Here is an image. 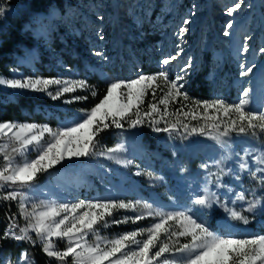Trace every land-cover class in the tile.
<instances>
[{"label":"rangeland","instance_id":"obj_1","mask_svg":"<svg viewBox=\"0 0 264 264\" xmlns=\"http://www.w3.org/2000/svg\"><path fill=\"white\" fill-rule=\"evenodd\" d=\"M235 2L237 0H72V4L64 11L54 8L48 16L40 18L35 26L32 53L36 54L33 59L36 67L30 64V56L24 55L22 62H17L16 69L7 77L0 78H49L38 72L49 69L57 73L53 78L85 79L89 85L95 86L97 93L105 91L106 94L109 81L117 78L134 79L141 73L155 74L162 68H167L170 78L174 79L184 74L187 62L191 60L192 67L187 69L188 80L197 66L204 65V56L208 54L211 67L205 78L213 90L209 102L223 99L228 104H237L243 89L248 88V108L264 112V53L260 52V48L264 47V0H241L242 9L229 17L226 9ZM23 6V0L0 2V8L5 9L4 18L5 15L16 14ZM193 12L195 15H192ZM186 18L191 23L185 42L180 45L183 52L170 65L164 66L160 63L163 58L176 55L178 29ZM230 20L233 28L227 29L226 24ZM42 26L46 35L37 34ZM225 30L230 32L229 36L223 35ZM98 33L104 35L103 41ZM246 38L249 52L243 53ZM97 50L101 51L102 56L95 55ZM105 56L108 59H103ZM221 59L228 66L218 72ZM241 63L247 66L255 64L249 77L239 75ZM36 68H39L38 71ZM229 76L230 86L226 83ZM93 78L94 83H90ZM160 83L163 87V81ZM2 88L60 102V106H55V113L50 110L47 112L49 117L55 119V123L49 125L54 130L74 123L87 111L78 105L94 99L90 89H78L75 93H67L58 100H52L43 93L14 90L6 86ZM161 94L158 89L157 101ZM79 95H86L88 99L74 100ZM149 102H152L151 92L145 98L142 110H146ZM177 108L175 103L170 104L169 112ZM169 119L174 122L177 117L170 116ZM180 119L197 127L203 124V121L197 124L190 118L185 120L182 115ZM159 126L165 125L161 122ZM107 136L112 141L110 148L123 144L125 150L113 154V159H108L106 155L66 159L44 172L45 175L38 174L34 184L24 192L28 210L31 211L32 203L39 204L41 201L54 204H75L81 200L123 201L139 205L136 211L113 210L112 216L106 217L109 222L107 227L97 225L102 238L114 239L125 233L150 228L159 222V218L147 216L142 207L144 203H151L154 209L164 212L191 209L194 214H198L196 209L199 206L193 201L196 196L206 194L212 206L199 209L203 213L199 218L211 230L225 236L264 235V182H261L264 179V163L260 162L264 161V133L259 129L255 130V135L251 132L247 135L232 133L224 138L223 143L199 134L185 139L182 128L179 133L171 135L154 132L147 124L134 129L125 124L123 129L112 127L99 135L103 139ZM45 139H48L47 136ZM100 145L101 140L97 144V151L106 152L108 148L101 149ZM35 156L36 151L32 150L24 159H34ZM117 159L131 160V164L125 167L118 164ZM241 163L248 165L247 170L240 168ZM2 166L3 163L0 164ZM137 172L140 175H136ZM10 190L6 188L4 192ZM17 190L22 191L19 188ZM240 193L244 194V200L237 198ZM249 203H257V207L250 212L246 211ZM225 206L241 212L250 223L245 225L233 220ZM138 215H144L145 218L136 222L112 223ZM178 227L174 221L166 225V229L173 231ZM233 229L237 231L234 233ZM144 238L146 236L138 237L141 240ZM88 239L91 243L95 241V236L90 234ZM177 239L179 244H183L189 242L190 238H172ZM161 240H168V237L162 234ZM57 242L66 245L63 241ZM69 259L72 262V258ZM163 259L184 264L186 257L172 252L166 253L161 262ZM0 264L10 262L2 259Z\"/></svg>","mask_w":264,"mask_h":264},{"label":"snow or ice","instance_id":"obj_2","mask_svg":"<svg viewBox=\"0 0 264 264\" xmlns=\"http://www.w3.org/2000/svg\"><path fill=\"white\" fill-rule=\"evenodd\" d=\"M241 9V0H237L226 9V14L233 17ZM4 14L5 9L0 8V19L4 18ZM192 15L195 13L193 12ZM190 23V19L183 20L177 33L179 43L176 45V55L163 58L160 61L162 65H170L176 60L177 55L183 52L180 45L185 42L190 31ZM226 28H233L231 20L227 22ZM37 34L46 35L43 26ZM98 35L101 41L105 39L104 35L100 33ZM223 35L229 36L230 32L225 30ZM242 52H249L247 38ZM260 52L264 53V47L260 48ZM95 55L102 56V53L97 50ZM103 59L108 58L105 56ZM191 67L192 63L189 60L184 74L177 75L174 79L170 78L167 68H162L155 74L141 73L134 79L117 78L109 81L106 94L94 107L84 111L83 115L71 125L55 130L47 124L0 122V141H3L0 143V156L3 158V166L0 167V200L18 201L19 213L26 222L25 226L18 228L15 223L16 217L10 216L8 218L9 227L0 239L29 242L33 245L38 239L46 256L54 258L61 264H65L69 257L72 258V264H154V262L155 264H174V261L169 259H163L161 262V258L166 253L172 252L184 255L186 257L184 264H264V235L251 237L221 235L211 230L199 218L203 214L199 209L212 206V201L206 194L196 196L193 201L199 206L196 209L198 214H194L191 209L164 212L154 209L151 203H144L142 207L147 216L157 217L159 222L147 229L125 233L114 239H104L99 235L97 225L102 224L107 227L109 222L106 217H111L113 210L132 209L136 211L139 205L123 201L81 200L75 204H54L41 201L39 204L32 203L31 211H29L24 192L17 190V186L19 189L31 187L38 174L48 172L66 159H80L96 155H106L108 159H113V154L125 150L123 144L108 148L106 152L97 151L99 143L97 138L100 133L112 127L123 129L127 124L129 128L134 129L147 124L154 132H164L170 135L179 133L182 128L185 139L193 134L208 135L218 143H223L224 138L232 133L247 135L251 132L255 135L257 129L264 133V112L248 108L250 95L248 88L243 89L242 97L237 104H228L223 99L211 102L196 100L190 96L186 87L188 84L187 69ZM255 67V64L247 66L241 63L239 75L249 77ZM161 81H163V87ZM0 86L43 93L52 100H58L67 93H75L78 89H90V95L93 98L98 94L95 86L89 85L85 79L0 78ZM53 86H55L54 90ZM158 89L162 94L157 101L156 91ZM149 92L152 95V102L147 104L146 110H142V105ZM86 99H88L86 95L74 97L76 101ZM181 101L186 103L170 113L169 105L180 104ZM69 102L71 101H65V103ZM181 115L185 120L190 118L197 124L203 121V124L197 127L190 122L184 123L180 119ZM170 116H175L177 119L173 122L169 119ZM161 122L165 126L160 127ZM32 150L36 151L35 158L24 159ZM16 157H21V159L17 160ZM116 162L125 167L131 164V160L127 159H117ZM260 162L264 163V161ZM202 166L207 167V165ZM240 168L247 170L248 165L241 163ZM136 175L140 173L137 172ZM253 176L255 177V173ZM261 182H264V179ZM6 188L12 190L4 192ZM237 198L244 200L245 196L240 193ZM256 207L257 203H249L246 211L250 212ZM225 210L229 212L233 220L245 225L250 223L248 217L241 212L228 209L227 206ZM144 218V215L125 217L123 220H114L112 223L136 222ZM169 221L176 222L178 229L174 231L166 229ZM32 234L36 239H33ZM90 234L95 236V241L91 243L88 239ZM162 234L166 235L168 240L162 241ZM141 236H146V238L138 239ZM173 237L190 239L189 242L179 244L178 239L172 240ZM57 240L65 242V249L57 250L55 243ZM20 262L27 264L26 254L20 257Z\"/></svg>","mask_w":264,"mask_h":264},{"label":"trees","instance_id":"obj_3","mask_svg":"<svg viewBox=\"0 0 264 264\" xmlns=\"http://www.w3.org/2000/svg\"><path fill=\"white\" fill-rule=\"evenodd\" d=\"M24 6L17 11L16 14L5 15L4 21L0 22V76L7 77L13 69H16L17 62H22L24 55L30 56V64L34 67L36 54L32 53L34 48L35 26L40 18L48 16L55 8L59 11H64L72 0H23ZM2 2V0H0ZM27 26V27H26ZM209 55L204 56V65L197 66L189 76L188 84L186 85L189 94L192 98L199 101H209L212 98L213 90L209 80L205 78L210 66ZM228 66L224 63V67ZM39 68H36L38 71ZM40 74L44 77L53 78L56 76V71L45 70ZM148 73H151L149 71ZM92 77V76H90ZM106 77V76H105ZM96 78V77H95ZM95 78L90 79V83H94ZM231 76L227 79V84L230 86ZM150 94V92H149ZM105 95V91L98 93L94 99L85 103L79 104L82 109L90 110L95 106ZM181 103H186L181 101ZM180 104H175L177 107ZM59 103L48 101L47 99H38L23 93H13L7 91L0 86V122H21V123H46L52 125L55 123L54 117H49L47 112L55 113V106H60ZM64 107H73L72 105H63ZM75 108V106H74ZM101 140V149L110 148L112 141L110 136L106 139L103 137L97 138ZM17 160L18 157H16ZM3 163V158L0 156V164ZM45 173L42 174V176ZM18 188V186H17ZM27 192L28 189H22ZM26 197V196H25ZM16 217L15 223L19 227L25 226V221L19 213L18 201H2L0 200V238L3 237L5 230L9 227V217ZM17 228V231H18ZM33 239H36L33 235ZM57 250L65 249L66 245L58 243ZM27 255V264H61L54 258H48L42 251L41 242L37 239L33 245L29 242L17 243L11 239H0V260L7 259L10 264H18L22 255ZM71 259H67L65 264H71ZM21 263V262H20Z\"/></svg>","mask_w":264,"mask_h":264},{"label":"bare ground","instance_id":"obj_4","mask_svg":"<svg viewBox=\"0 0 264 264\" xmlns=\"http://www.w3.org/2000/svg\"><path fill=\"white\" fill-rule=\"evenodd\" d=\"M119 6V5H118Z\"/></svg>","mask_w":264,"mask_h":264}]
</instances>
